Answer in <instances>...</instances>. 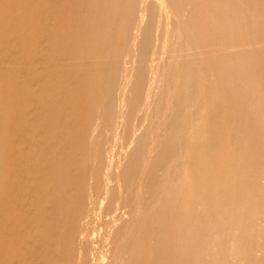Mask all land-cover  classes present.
<instances>
[{
  "label": "bare ground",
  "instance_id": "obj_1",
  "mask_svg": "<svg viewBox=\"0 0 264 264\" xmlns=\"http://www.w3.org/2000/svg\"><path fill=\"white\" fill-rule=\"evenodd\" d=\"M80 1L81 0H0V156L2 157L0 160V264H24V261L27 260L28 253L30 252L29 246L33 245L30 242L31 235L29 230L33 229L32 226L36 223V212L38 210H33L31 207H38L41 194L45 191L46 182L51 181L53 177H55L54 175L47 174L45 171V153L56 143L57 139L53 137L51 139L48 134V119L44 116L45 112L43 106L45 100H49L48 97L50 94L55 96V98L56 94L54 86L46 89V85L42 78L46 65H53L58 59L56 60L54 57L52 63H45L40 55L47 52L46 49L54 44L57 46V49L54 50L55 55L61 56V41H63V38L60 37L59 40H54L53 36H55L56 29L54 28L55 24H52V22L61 18H64L66 22H71L72 18L76 15L77 5L79 8L82 4ZM138 1L139 0H130L129 10L131 12V18L135 13ZM238 1L244 6L241 11L236 8V3ZM140 3H142L141 9L144 11V18L148 17L149 19H147L148 25L145 24V26L147 25V30L143 33V28L141 29L142 34H145V36L139 34L140 37H143L141 38L143 41L141 40L140 50H138L140 54H137L140 55L139 63L137 61L139 66H136L138 78L136 77L137 81L135 84H130V81L133 79L131 77L129 84H127V86L129 85L130 87L134 84L131 101L126 103L125 98L121 100V98L119 99L118 97L122 104L120 105L121 109L117 107L120 102L117 103L118 105L116 108L118 110L120 109L119 117L122 118V120H126L125 115L127 114L129 117L133 118L135 122L141 123L147 120L149 121V119L152 123L153 119H159L160 117L163 123V119L167 116L168 110H170L174 116L171 118L170 123L169 121L168 124H166L167 121L163 123V125L161 123V126H164V128L162 127L163 130H165L164 132L162 131L163 135L160 137V132L157 135L155 131L153 133L152 124L150 127L145 126L147 127L145 128L146 130L143 128L145 130H143L144 135L142 136L140 134L142 137H139L137 141L134 139L137 143H135V147L130 152V158L127 157L130 160L129 163L127 162V165L126 162L125 164L122 163L123 161L120 160L121 157L114 160L112 155L106 158L102 155L100 156L101 166L105 168V176L103 175V178L105 177L106 188L105 191H103V197L100 199L97 207V212H99L98 221L100 222L98 230L99 236L101 235L105 242H108L110 234H106L107 229L111 228V225H118L123 219L142 217L143 221H146V214L157 206L152 201L153 197L152 199L146 200V198H143L144 195H147L150 190L156 193H164L168 189L172 190L177 184V178H174L172 174H168V162L170 160H176L177 162L182 159L181 156H185L189 157L190 172L188 176H186L189 181V186L187 190L183 191V195H180L184 196L181 203H179L177 199L171 198L168 206L163 210L164 212H169L168 229L171 232V241L173 237L176 238L177 235L173 234L179 225H181L184 230H187L188 234L191 236L185 247L191 246L194 253L192 256H187L183 262L185 264H205L203 262L202 253L206 244L207 247H219L229 253L240 252L242 254L241 256L244 255L247 260H251L255 252L264 254V190L259 189L256 183H254L253 176H250L249 181L247 178V183L245 181L243 187H240L242 191H238L236 180L233 182L231 179V167L224 159L227 155H230V150L227 151L224 149L223 145L219 144L218 147H216L217 162L215 169L211 167L212 162L205 154V144L208 139L218 135L216 134L218 121L216 122L215 115L219 114L222 104H224V106H230L232 91L234 92V104L237 101L235 93L237 54H234V59L236 60L232 65L231 62L233 60L230 52L232 49L235 50L238 36L241 38L242 34H245L244 26L240 24L241 22L247 23V21H253L255 28L252 27V33L256 35L259 41L262 40V38H264V0H216V4L213 3V0H141ZM166 4L172 6L173 12L168 11ZM61 12L63 15L60 14ZM172 13L176 16L175 18L172 17ZM155 17H159L161 20H163L162 17H165L164 21L167 23H169L170 19H174L177 21L178 25L179 20L182 19L184 22V29L181 32L179 26H175V28L172 27L171 29L173 30L170 29L172 32L174 31L173 34L171 33L172 38H176L177 35L181 34L184 37L185 43V47L180 53L182 59L180 62L177 61L178 63L175 68L172 63L175 60L174 55L170 59V64L168 62V65H165L163 69L159 63L162 58L160 54L162 50H159L158 42L160 40V34H162L160 31H162L161 23L163 22L158 21L159 24H157V27L156 25L154 27L155 22L157 23ZM143 20L144 19L141 20L142 23L146 21ZM125 21L126 20H124V23H126ZM172 23L173 22H171V26ZM175 23L173 24L175 25ZM143 24H141V26H143ZM145 26L143 27L145 28ZM167 26L170 27V24ZM103 27L104 26H102V29ZM137 27L138 26H136V29ZM154 28L157 29H155L156 36L154 35L156 38L152 39V31ZM62 29L65 28L62 27ZM89 31H91L90 47L93 57L99 52L100 48L95 26L90 25ZM164 32L165 31H163V34ZM165 37L167 38L166 35ZM152 41L154 45H152ZM135 42L134 44H136ZM83 43H85V41ZM124 43V45L127 44L126 41ZM164 43L163 48L166 47V42ZM133 45L131 48H133ZM137 46L139 45L137 44ZM126 49L129 50L130 48ZM134 51L139 53L135 49ZM13 52L19 56V61L23 62L24 60V65L19 63V61L10 65H5L7 54ZM124 53L122 55H124ZM138 57L139 56H137V58ZM96 59L98 58H93V60ZM89 60L91 61V59ZM93 64H95V62ZM77 69H79V67H77ZM165 70H168V74H166ZM134 73L135 72H133V75ZM115 79H117L115 73L112 75L110 74V76L108 74L105 85L103 84L104 86H101L102 88L99 90L101 96H104L99 111L102 112V116L105 115V119L109 121V123L114 121V118L117 120L119 119V117L114 116V114L118 115V110L114 111V104L116 103L113 104L111 99V96H115L112 95L116 83ZM133 80L136 79L134 78ZM246 81H248V79H246ZM126 83H128V80L124 85ZM127 86L125 85L126 94H128L127 90L131 89H127ZM175 88L179 89L178 95H180V105L174 106L171 104L169 106L167 102H170V98L173 97L171 91ZM93 89V87H89L90 94ZM123 89L121 88L122 92ZM167 93L170 94L167 95ZM124 96L125 94L122 97ZM81 99V103H78L80 104L79 107H86L87 98L84 99L81 97ZM165 100L167 105L166 108H164L162 104V101ZM114 102H117V100H114ZM88 105L90 114L95 107L93 98L90 95ZM125 107L128 113H126ZM197 111H201L202 113L197 115ZM204 113L205 115L210 113L212 118L205 121L202 128V125L200 124V126L198 124L200 123L199 119L202 122L204 121ZM119 121L120 120H118V123ZM149 122L148 124H150ZM115 126L114 124V127ZM114 127L112 126L110 128L113 129ZM119 127L117 128L119 129ZM168 127H174L175 133L172 138L174 137L176 141L174 144H171V146H165L163 148L162 145L158 144L163 143L167 136H169ZM133 129L135 131V128ZM111 134L114 136L112 131ZM77 136L79 137L80 135ZM253 142L254 140L251 139V144H254ZM257 153L259 155L256 156V161L258 159L260 163L263 162L264 150L258 151ZM177 163V165H179L180 162ZM183 164L185 165V163ZM175 169L177 171L180 168ZM235 173L237 177V172ZM241 174L242 173L239 172L238 181ZM233 185L234 199L232 207H230L228 194L229 189ZM64 188V183L60 186L58 185L57 193H54V195L49 198L47 197V203H50L49 199H52L51 204L54 206L57 205L58 194L60 196ZM130 188H134L135 195L132 200L128 201L126 196L122 194V189H125L127 192ZM141 195H143V197H141ZM43 196H45V194ZM41 202L43 201L41 200ZM217 203H219V207L220 203L222 205L223 210L221 214V210L216 208ZM228 209L229 212L230 209L234 212L233 220H237V222L241 224H237L236 227H234L236 229L235 236L228 238L230 240L229 242H227L226 238L216 241V233L219 232L222 224H225L227 221L226 218L224 220L221 219V217L224 214V216H226ZM159 210L162 211L161 209ZM125 215L127 216L126 218H124ZM157 215L154 216L158 219L159 217ZM259 220L263 224L255 225ZM246 222H248L249 225L246 224ZM138 229L137 227V230ZM32 231L33 230H31V232ZM98 231L95 230L93 233ZM93 235L95 236V234ZM35 236L37 237L36 234ZM133 239H135V237ZM212 240L214 241L212 242ZM134 241L136 242V240ZM36 246L34 244L35 248ZM40 247L42 248V246ZM35 248L33 250H35ZM50 249H52V247L49 248V250ZM40 253L38 255H40ZM113 256L116 257V255ZM32 258L33 257H31V259ZM262 259V262H264V256ZM64 262L65 261H63V264ZM116 264H118L117 260Z\"/></svg>",
  "mask_w": 264,
  "mask_h": 264
},
{
  "label": "rangeland",
  "instance_id": "obj_2",
  "mask_svg": "<svg viewBox=\"0 0 264 264\" xmlns=\"http://www.w3.org/2000/svg\"><path fill=\"white\" fill-rule=\"evenodd\" d=\"M111 1L112 0H81L80 3L82 4L79 6V8L77 5L76 15L72 18L71 22H66L64 18L57 19L55 22H52V24H55L54 28L56 29L54 34L55 36H53L54 40L57 41L60 37L63 38V41H61V56L55 55L54 50L57 49V46L54 44L46 49L47 52H44V54L40 55L43 59V62L45 63H52L54 61V57L56 60L58 59L55 64L46 65L42 78L44 84L46 85V89L52 88L54 86V91L56 94V98L50 94L48 97L49 100H45L43 106V110L45 112L44 116L48 119V134L51 139L52 137L57 139L56 143L45 153V171L47 174L54 175L55 177H53L51 181L46 182L45 191L43 194H41L38 207H31L33 210L38 209L39 211L37 210L36 212V223L33 224V229H31L33 231L31 232V230H29L31 235L30 242L33 244L29 246V253L31 256L28 253L27 260L24 261V264H30V261L31 264H37V261L38 264H49V262L50 264H63V261H65L64 264H102V262L103 264H116V260L118 264H173V262L174 264H185L183 262L185 258L187 256H192L194 253L191 246H189L190 249L188 246L185 247L191 236L181 225L176 228L173 235L177 236L176 238L173 237L171 241V232L168 229L169 212L163 211L165 210L166 206H168L169 200L171 198L177 199L179 203H181L184 196L180 195H183V191L187 190V187L189 186V181L186 177L190 172L189 157L185 156H181L183 160L181 159L177 161L180 162L179 165H177L178 163L176 160H168V174H172L174 178H177V184L175 186L176 188L173 187L172 190L168 189L164 193H156L150 190L147 195H144V197L141 195V197L146 198V200L152 199L153 197L152 201L157 206L155 209L149 212L147 211L148 213L146 214V221H143L142 217L133 219L130 217L128 219H123L118 223V225H111V228L107 229L106 234H110V239L108 242H105L101 235L99 236L98 230L100 227V222L98 221L99 212H97V207L100 199L103 197V191H105L106 188L104 180L105 177L103 178V175L105 176V168L101 166L100 156L102 155L106 158L112 155L114 160H117L121 157L120 160L123 161L122 163L125 164L126 162L127 165L130 161L127 157L130 158V152L135 147V143H137L135 141L144 135L143 130L145 128L150 127L152 124L153 133L155 131V134L157 135L160 132L159 137L163 135L165 130H163L164 126H161V117L159 119L157 118L158 120L153 119L152 123L149 119L150 122L147 120L146 122H142L143 124L141 122H135V120L129 117L127 114L125 115L126 120H122V118L119 117V112L121 109L120 105L122 104L120 101L122 98H125L126 103L130 102L132 99L133 86L138 78L136 66H139L138 63L140 61V55L137 54H140L138 50H140L139 48L141 40L143 41V39H141L143 37H140L139 34H142V31L144 33V31L147 30V19L149 18H144V11L141 9L142 3H140L141 0L137 2L135 13L132 18L131 12L129 10L130 0ZM213 3L216 4V0H213ZM166 5V7H168V11L173 12L172 6H170V4ZM243 7L244 6L240 1L236 3V8L238 10L241 11ZM60 14L63 15L62 12ZM172 17L175 18L176 16L173 14ZM114 18H116L118 21ZM140 18L141 20L144 19L143 21L146 20L147 22L145 21L143 24ZM158 18L159 17H155V21H157V23L155 22L154 27L155 25L157 27V24H159L158 21L163 22L161 23L162 31H160L162 33L160 34V40L162 43L160 40L158 42L159 50H162L160 53L162 58L159 63L163 69L165 65H168V62L170 64V59L174 55L175 60L172 63L174 64L175 68L176 64L182 59L180 57V53L185 47V43L184 37L181 34L177 35L176 38L171 37V33L173 34L174 32L171 31L173 30L171 28L179 26L181 32L184 29V22L181 19L179 20L178 25L177 21L170 19L171 22H176L175 25L172 23L171 26L170 21L169 23L164 21L165 17H162L163 20ZM124 20H126V23H124ZM141 24H143V26H145V24L147 25L144 28L141 26ZM168 24H170V27L167 26ZM90 25L95 26L100 48L99 52H97L96 55L94 53L95 56L93 57L90 47ZM240 25L244 26L245 34H242L241 38L238 36L236 48L235 50L232 49L230 52L233 60L231 62L232 65L236 60L234 59V54H237V77L235 80V93L237 96V101L234 104V92L232 91L230 106H224V104H222L219 114L215 115V120L216 122L218 121V125L216 126V134L218 135L214 136L213 138H209L205 144V154L210 158L212 162L211 167L214 169L216 168L217 162L216 147L221 144L223 145L224 149L227 151L230 150V155H227V157L224 159L231 167V179L233 182L236 180L238 185L237 189L239 192L242 191V189L240 190V187H243L247 178L249 181L250 176H253L256 186L259 189L264 190V161L261 163L258 161V159L256 161V156L259 155L257 152L264 150V38L259 41L256 38V35H253L252 27L255 28L253 21H247V23L241 22ZM102 26H104L103 29ZM136 26H138L137 29ZM165 26L167 27V31ZM62 27L66 30L62 29ZM155 29L156 28H154L152 31V39L156 38L155 36L157 29ZM163 31H165L164 34L167 36V38L163 34ZM137 34L139 35L140 39L138 38ZM142 35L145 36V34ZM174 39L178 40L175 41ZM84 41L85 43H83ZM123 41H126L127 44L124 45L125 43ZM163 41L166 42V47L164 48L163 44L165 43ZM134 42L136 44H134ZM171 43L172 45L174 43L175 44L172 46ZM137 44L139 46H137ZM122 45L123 47L125 46V49L122 47ZM132 45L133 48L136 46L134 49L139 53H136V51L131 48ZM152 45H154L153 41ZM126 48L130 49L127 50ZM83 53L86 54L84 55ZM123 53L124 55H122ZM7 55L8 56L5 58V65H10L16 61H19V56H17L16 53H8ZM137 56L139 57L137 58ZM93 58L98 59L93 60ZM85 59H87L88 62ZM89 59H91V61ZM94 62L97 65L93 64ZM19 63L24 65V60L23 62L19 61ZM77 67H79V69H77ZM165 71L166 74H168V70ZM133 72H135L134 75ZM113 73H115L117 79H115L116 83L112 93V95L115 96H111V99L113 104L116 103L114 104V111L118 110L116 106L118 105L117 103L120 102L119 106H117L118 108L120 107V109L117 111L118 115L114 114L115 117H119V123L116 118H114V121L116 119L115 122L112 121L109 123V121L105 119V115L102 116V112L99 111L100 104L104 99V96H101L99 90L105 85V80L108 74L110 76V74L112 75ZM131 77L133 79L135 78L136 80H131ZM126 79L128 80V83L125 84L126 86L129 84V80H131L130 84L134 83L131 85V87L129 85L127 86V89L131 88L130 90H127L128 94H126L124 85V83L127 81ZM246 79H248V81H246ZM90 86L91 88H94L91 91V94L89 93ZM121 88L123 89V92L121 91ZM121 92L123 95L125 94L124 97H122L123 95ZM178 92V88H175L171 91V94L173 93V97L170 98V102H167V105H180V95H178ZM169 94L170 93H167V95ZM89 95L93 98V102L95 104V107L90 114L88 107ZM81 97L84 99L87 98L86 107H79L80 104L78 103H81ZM118 97L119 99L121 98V100H119ZM114 100H117V102H114ZM162 104L164 105V108L167 107L166 100L162 101ZM125 110L126 113H128L126 107ZM201 113V111H197V115H200ZM173 116L174 114L168 110L167 116L164 117L165 120L163 119V123H166V121V124H168V121L170 123ZM211 118V114L207 113L205 117H203V122L199 119L200 123L198 125L201 124L203 128L205 121L210 120ZM148 122L150 124H148ZM114 124L116 125L115 127ZM112 126L114 127V130L110 128ZM117 127H119V129ZM136 127L138 132L136 131ZM133 128H135L136 136ZM110 130L114 136H112ZM174 133V127H168L169 136H167L163 143L158 145H162L164 148L165 146L167 147L171 146V144H174L176 141L174 137L172 138ZM77 135L80 136L78 137ZM105 138H108L109 140L107 139L106 141ZM251 139L254 140V144H251ZM1 159L2 157L0 156V160ZM183 163H185V165ZM175 168L180 169L176 171ZM235 172H237V177ZM239 172L242 174L238 181ZM62 183H64L65 188L63 192H61L60 196L58 194L57 205L54 206L51 204L52 199H49L50 203H47V199L54 195V193H57V186H60ZM44 194L45 196H43ZM122 194H124L128 201H130L135 195L134 188H130L127 192L125 189H122ZM233 199L234 185L229 189L228 194L230 207H232ZM41 200L43 202H41ZM216 208L221 210V214L223 210L221 203L220 207L219 203H217ZM233 214L234 212L231 209L229 212L228 209L226 216H224V214L221 217V219L224 220L226 218L227 221L225 224H222L221 229L216 233V241H218V239L226 238L227 242H229L230 240L228 238L235 236L236 229L234 227H236L237 224L240 225L241 223L237 222V220H233ZM154 215H157L159 218L157 219ZM126 217L127 216L125 215L124 218ZM246 224L249 225L248 222H246ZM257 224L259 225L263 223L259 220L255 223V225ZM137 227L139 228L138 230ZM95 230L98 232L93 233ZM93 234H95V236ZM133 236L135 239H133ZM134 240H136V242ZM213 241L214 240H212V242ZM34 244L35 246H42V248L40 247V249L38 246L35 248ZM51 247L52 249L49 250ZM34 248L35 250H33ZM39 253L40 255H38ZM202 254L203 262L205 264L207 262V264H264V262H262V257L264 254L261 252H255L252 255L251 260H247L245 259L244 255L241 256L242 254L240 252L229 253L219 247H207L206 244ZM113 255H116V257ZM31 257L33 258L31 259Z\"/></svg>",
  "mask_w": 264,
  "mask_h": 264
}]
</instances>
